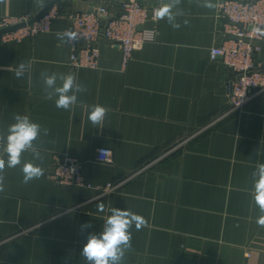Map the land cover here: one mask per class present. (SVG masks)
I'll use <instances>...</instances> for the list:
<instances>
[{"label":"crops","instance_id":"crops-1","mask_svg":"<svg viewBox=\"0 0 264 264\" xmlns=\"http://www.w3.org/2000/svg\"><path fill=\"white\" fill-rule=\"evenodd\" d=\"M35 0H0V17L30 18L43 11ZM127 0H59L60 15L48 32L0 40V131L14 116L28 115L49 129L30 152L44 175L25 184L21 166L5 168L0 191V264H87L80 256L89 233H99L110 212L128 209L147 225L132 233L122 264H264V227L252 199V173L264 163V95L230 112L227 81L232 73L213 47L225 35L222 0H180L167 19H149L154 40L124 65L119 45L100 39L97 67L72 69V47L56 36L73 16L100 5L120 12ZM150 9L159 0H137ZM187 21V24H185ZM263 52L257 57L264 69ZM30 71L17 79L20 62ZM11 66V71H6ZM41 72L74 73L87 91L72 110L47 100ZM108 109L103 128L88 120L92 105ZM114 151V164L97 160L98 149ZM81 159L93 185L121 183L105 196L88 186L68 187L50 176L55 157ZM90 223L91 227L81 229Z\"/></svg>","mask_w":264,"mask_h":264},{"label":"built area","instance_id":"built-area-1","mask_svg":"<svg viewBox=\"0 0 264 264\" xmlns=\"http://www.w3.org/2000/svg\"><path fill=\"white\" fill-rule=\"evenodd\" d=\"M155 9H150L137 0H127L121 3L118 14L107 5L76 13L68 29L77 32L80 38L74 45L68 43L72 47L70 67H97L100 57L97 43L102 38L121 47L126 65L134 51L155 39L156 29L144 28L149 19L158 20L155 18ZM60 12V8L54 5L34 24L1 34L0 40H19L48 32L53 19ZM219 17L225 40L220 46L211 49L210 56L212 59L221 57L224 65L233 73L232 78L227 81L229 111L233 112L264 95V69L257 65V57L263 52L260 42L264 41V0H222ZM27 19L28 17L1 16L0 30L23 23ZM23 31L26 33L21 34ZM97 160L114 164V151L106 147L99 148ZM83 164L76 157H55L50 176L59 185L96 189L99 196L113 193L121 186V183L112 182L106 185L90 184L84 175Z\"/></svg>","mask_w":264,"mask_h":264},{"label":"clouds","instance_id":"clouds-1","mask_svg":"<svg viewBox=\"0 0 264 264\" xmlns=\"http://www.w3.org/2000/svg\"><path fill=\"white\" fill-rule=\"evenodd\" d=\"M35 3L43 7L45 0H35ZM180 0H159V7L155 9L156 19H167L173 28L180 25L175 22L176 15L173 9L179 5ZM204 7L212 8L214 5L210 0H205ZM187 24V21H185ZM257 31H259L257 29ZM59 40L72 43L79 40V34L71 29H65L56 33ZM31 62H20L14 70L17 79L22 78L26 72L30 71ZM11 71V66L5 69ZM41 79L44 84L45 99H55V106L58 109L72 110L78 101V94L86 92L87 87L79 82L74 73L61 74L41 72ZM108 109L100 104L91 106L88 113V120L93 127L103 128L104 120ZM14 123L10 124L6 132L0 131V191L4 187L5 168H16L21 166L23 174L22 182L27 184L34 179H39L44 175V169L33 161H24L23 154L30 152L34 160H43L41 152L34 143L41 135L47 136L49 129L34 122L28 115H15ZM104 155V150H102ZM253 190L252 199L259 209L256 223L264 227V163H259L252 173ZM97 210L101 213L110 212L103 222L102 230L99 233H89L86 243L83 245L80 256L87 264H122L125 254L132 248V233L130 229L135 226L137 231L147 225V221L128 209L105 208L103 203L97 205ZM91 224L86 223L81 229L90 228Z\"/></svg>","mask_w":264,"mask_h":264},{"label":"water","instance_id":"water-1","mask_svg":"<svg viewBox=\"0 0 264 264\" xmlns=\"http://www.w3.org/2000/svg\"><path fill=\"white\" fill-rule=\"evenodd\" d=\"M59 0H53L43 11H41L39 14H37L29 23H34L36 22L37 20H39L42 15L48 10L50 9L52 6H54ZM26 23H20V24H17V25H14V26H11V27H8V28H5V29H1L0 30V35L1 34H4L6 32H9V31H13V30H16L18 28H21L23 26H25ZM81 43L83 44V41H81ZM233 74V73H232Z\"/></svg>","mask_w":264,"mask_h":264},{"label":"rangeland","instance_id":"rangeland-1","mask_svg":"<svg viewBox=\"0 0 264 264\" xmlns=\"http://www.w3.org/2000/svg\"><path fill=\"white\" fill-rule=\"evenodd\" d=\"M34 17H30V18H28L26 21H23L24 23H26V25L25 26H23V27H26V26H30V25H32V24H34V23H29L32 19H33ZM23 33H26V32H21V34H23Z\"/></svg>","mask_w":264,"mask_h":264}]
</instances>
